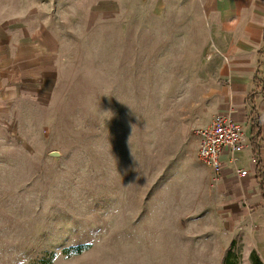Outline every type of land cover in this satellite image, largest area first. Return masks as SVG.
I'll return each instance as SVG.
<instances>
[{"label": "rangeland", "instance_id": "rangeland-1", "mask_svg": "<svg viewBox=\"0 0 264 264\" xmlns=\"http://www.w3.org/2000/svg\"><path fill=\"white\" fill-rule=\"evenodd\" d=\"M0 1V264H264V197L192 158L229 95L192 0Z\"/></svg>", "mask_w": 264, "mask_h": 264}, {"label": "crops", "instance_id": "crops-1", "mask_svg": "<svg viewBox=\"0 0 264 264\" xmlns=\"http://www.w3.org/2000/svg\"><path fill=\"white\" fill-rule=\"evenodd\" d=\"M152 1L155 2V7H162L166 0ZM192 1L203 19L205 30L211 35L212 45L226 59V62L219 63L218 70L227 80L229 95L225 97L224 104L217 113L229 114L233 120L242 122L246 119V108H251L252 105L255 121L259 124V136L255 141L251 134L252 117L243 128L248 147L238 155V161L234 165L228 163L227 157L222 159V174L214 195L217 197L220 193H226L237 197L254 190L264 197V0ZM6 24L0 21V35L5 32ZM12 26L15 32L16 18L9 23L10 34ZM251 93L254 94L250 96ZM252 99L251 104L249 102ZM229 108L235 109V112L230 113ZM251 159L255 163L258 160L259 168H256ZM236 170H245L247 174L240 177ZM204 171L210 173L207 167ZM210 192L213 194V191ZM223 215L226 225L237 222L236 210L233 213L225 210Z\"/></svg>", "mask_w": 264, "mask_h": 264}, {"label": "built area", "instance_id": "built-area-1", "mask_svg": "<svg viewBox=\"0 0 264 264\" xmlns=\"http://www.w3.org/2000/svg\"><path fill=\"white\" fill-rule=\"evenodd\" d=\"M191 134L195 142L192 158L210 169L209 188L214 195L222 174V159L227 157L228 163L234 165L248 147L244 129L229 114L216 113L206 126L193 128ZM236 174L243 177L247 171L236 170Z\"/></svg>", "mask_w": 264, "mask_h": 264}, {"label": "trees", "instance_id": "trees-1", "mask_svg": "<svg viewBox=\"0 0 264 264\" xmlns=\"http://www.w3.org/2000/svg\"><path fill=\"white\" fill-rule=\"evenodd\" d=\"M252 94H254V93H251V95L250 96H252ZM249 103H253V99L249 102ZM251 113H253V106L251 105ZM256 116V115H255ZM252 117V119H251V134L253 135V139H254V141L256 140V138H258V136H259V124H258V122L257 121H255V119H256V117ZM256 149V148H255ZM255 166H256V168H259V162H258V160L256 161V163H255ZM82 249H83V247H77L76 248V254H79V253H81V251H82ZM251 258H253V260H254V262L256 261L257 263H254V264H259V260H258V257L254 254V253H252L251 254Z\"/></svg>", "mask_w": 264, "mask_h": 264}, {"label": "water", "instance_id": "water-1", "mask_svg": "<svg viewBox=\"0 0 264 264\" xmlns=\"http://www.w3.org/2000/svg\"><path fill=\"white\" fill-rule=\"evenodd\" d=\"M50 156L57 157L58 156V153L57 152H52V153H50Z\"/></svg>", "mask_w": 264, "mask_h": 264}]
</instances>
